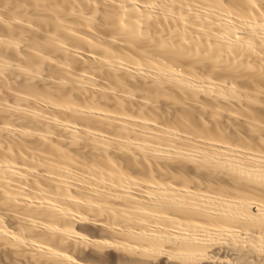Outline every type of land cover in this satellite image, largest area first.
<instances>
[{"label": "bare ground", "instance_id": "obj_1", "mask_svg": "<svg viewBox=\"0 0 264 264\" xmlns=\"http://www.w3.org/2000/svg\"><path fill=\"white\" fill-rule=\"evenodd\" d=\"M0 264H264V0H0Z\"/></svg>", "mask_w": 264, "mask_h": 264}]
</instances>
